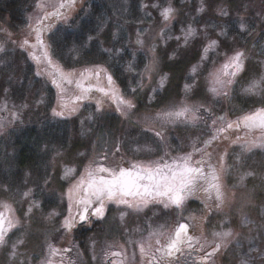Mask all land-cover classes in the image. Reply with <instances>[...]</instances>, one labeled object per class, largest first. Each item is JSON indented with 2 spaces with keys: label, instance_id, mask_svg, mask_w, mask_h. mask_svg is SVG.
Listing matches in <instances>:
<instances>
[{
  "label": "rangeland",
  "instance_id": "obj_1",
  "mask_svg": "<svg viewBox=\"0 0 264 264\" xmlns=\"http://www.w3.org/2000/svg\"><path fill=\"white\" fill-rule=\"evenodd\" d=\"M88 1L110 4L116 11L104 14L97 33L82 44L90 51L97 41L106 55L92 62L94 56L81 55V43H76L64 52H51L60 60L58 56L73 51L71 65L51 61L50 71L44 58L33 60L29 51L36 22L48 14V31L63 32ZM133 2L30 0L18 24L8 12H0V212L18 221L0 246V264H241L249 258L252 264H264V128L242 126V133L236 127L243 116L264 108V0H170L176 12L167 23L160 13L169 0H141L139 10ZM59 8L55 18L52 12ZM113 17L116 23L106 29ZM189 26L197 35L186 44ZM222 28L227 32L221 37ZM213 39L219 46L202 60L203 48ZM236 51L244 52L243 70L229 85L223 65ZM114 71L120 73L118 80ZM59 72L68 78L61 79ZM218 72L225 82L224 87L216 85L219 95L209 91L212 74ZM163 76L167 79L161 87ZM83 77L93 95L78 93L83 98L72 103L64 99L62 82ZM253 81H260L257 90L245 92ZM186 84L192 85L190 90ZM121 98L134 107L129 109ZM183 107L195 113V120L158 118ZM21 148L36 151L37 170H19ZM189 153L193 162L204 161L205 171L209 165L217 169L224 198L219 211L215 193L209 196L200 182L180 208H165L158 199L134 208L105 199L103 218L92 215L94 201L87 220L80 221L84 205L77 201L86 194L73 191L70 199L69 190L81 178L87 182L89 168L171 163ZM68 168L73 172L65 176ZM29 189L32 195L25 198ZM33 202L39 207L28 213ZM70 215L75 226L66 230L62 224ZM181 223L189 225L187 235L193 239H185L182 252L172 257L158 252ZM229 230L232 235L223 242L213 235ZM216 244H221L219 250L206 258Z\"/></svg>",
  "mask_w": 264,
  "mask_h": 264
},
{
  "label": "snow or ice",
  "instance_id": "obj_2",
  "mask_svg": "<svg viewBox=\"0 0 264 264\" xmlns=\"http://www.w3.org/2000/svg\"><path fill=\"white\" fill-rule=\"evenodd\" d=\"M70 3H74V0H70ZM61 7H64V5L62 4ZM198 11H204L203 4L198 9ZM175 12L176 10L171 6L169 0V6L164 7L160 14L163 18V21L167 23L173 18ZM57 15H59V13H57ZM222 15L227 16V13L222 12ZM239 28L241 31L245 30V26L243 24H241ZM226 32L227 30L222 28V30L218 33V36H225ZM196 35L197 29L189 26L187 31L184 33L185 43L187 44L188 39L190 37H195ZM36 39L38 43H43L40 38L39 30L37 31ZM89 39L92 38L90 37ZM27 43L28 41L25 40L24 45H26ZM136 43L137 45H142V41L139 38L137 39ZM24 45H21V47H23ZM218 46V40H210L203 48V56L201 57V59H206L208 57L209 51L215 50ZM105 51L111 53L112 50L106 49ZM116 51L121 52L126 51V49ZM132 55L135 56V53H132ZM45 58L48 60L49 64H51V59L50 57H48L47 52H45ZM243 62L244 52L236 51L223 65V75L229 77L226 82L227 84L230 85L233 82L231 78L235 77L239 72L243 70ZM131 67L132 65L130 63L129 69H131ZM196 70L197 66H193L192 72L196 73ZM39 74L40 73L38 72L37 75ZM59 76L61 79L68 78L63 72H59ZM107 79L109 85H111L113 83V78L110 74L107 76ZM166 79V76L161 77V87H163ZM261 80H264V77H261ZM53 83L57 84V86L59 87L56 79H53ZM211 84L212 87L209 89V91H211L213 94L219 95L220 93L216 85H220L221 87L225 86V82L221 79V73L218 72L212 74ZM259 84L260 81H253L250 86L245 89V92L252 93L256 91L259 87ZM184 87L185 90H190L192 85L186 84ZM84 91L87 92L88 89H84ZM100 91H103V89H100ZM133 91H135V89H133ZM224 94L227 95L226 92ZM80 98L82 97H78V99ZM120 102L122 104H125L129 109L134 107L131 101L123 100V98H121ZM53 111L55 115H64L63 112H55V110ZM73 111H75V109H73ZM188 113H191L190 117L187 115ZM158 118L172 121L180 118L195 120L196 117L195 113L192 112L190 108L183 107L178 111L163 113L162 116ZM241 123H243V125L248 128H264V108L257 109L255 112L243 116L239 121L236 122V127L239 128ZM228 127L231 128L233 127V125L229 124ZM155 135L163 139L160 132H156ZM251 146L255 145L252 144ZM203 164V160L193 162L192 154L189 153L187 156L173 158L171 163H161L159 161H154L147 166L140 163H133L130 167H120L118 170L106 168L102 165L95 168H89L87 170V182H85V180L81 178V180L74 186V188L69 190V198L71 199V193L73 191L78 192L80 190H83L85 192L86 195L79 201H77L78 204L84 205L83 211L79 212L78 215L80 221H85L88 218V207L91 206L94 201L96 202L97 206L94 208L92 215L103 218L105 199L114 201L117 204L126 205L128 208L139 207V204L147 206L149 202L158 199L162 203H164L165 208L169 207L170 205H173L176 208H180L187 197L195 193L197 184L203 182L207 185V187L204 188V191L208 193L209 196H211L213 192L215 193V198L218 201L216 208L219 211L224 204L221 184L219 182L220 177L215 167L209 165L208 170L205 171ZM72 172L73 169H66L65 176L70 175ZM248 175L251 174L249 173ZM244 178V176H241V181H243ZM31 195V189L23 193V196L25 198ZM137 201L138 203H135ZM3 207L11 211V205L4 204ZM38 207L39 204L33 202V204H31L28 208V213H31L34 208ZM69 207L71 209V205ZM49 215L51 217L53 215H56V213H50ZM247 222V217H245L244 223ZM17 224L18 221L14 223L12 220L6 219L4 213L0 212V246H3L5 244V236L11 229L15 228ZM74 226L75 217L71 215L70 217H66L62 224V227L66 230H71V228ZM188 227V224H179L174 234L169 237L168 243L161 248H157V251L166 253V255L169 257L174 256L175 253L182 252V245L185 239L187 241H191L193 239V237L187 235ZM213 235L219 237L223 242L226 238L231 236L232 233L229 230L216 232ZM159 243L160 242L157 241V244ZM13 247L15 248V245H13ZM189 247H191L190 243ZM220 247L221 244H216L212 253L205 254L206 258L211 257L217 250H219ZM52 251L55 252L56 250L53 249ZM141 252H144L143 246H141ZM241 264H252V259H242Z\"/></svg>",
  "mask_w": 264,
  "mask_h": 264
},
{
  "label": "trees",
  "instance_id": "obj_3",
  "mask_svg": "<svg viewBox=\"0 0 264 264\" xmlns=\"http://www.w3.org/2000/svg\"><path fill=\"white\" fill-rule=\"evenodd\" d=\"M30 0H0V7H1V11L2 10L4 12H8V14L10 15V19L13 22L18 23H22V15H23V11L26 10V6L27 3ZM70 1V0H69ZM141 2V0H134V8L137 10H139V8H137V6L139 5V3ZM112 6L110 4L107 3H89L86 2V5H84L82 7V9L80 10V12L77 14V17H74L73 20H71L69 23H67L65 31L63 32H49L48 31V27L50 25V21H48L49 15L46 14V16L42 17L39 21L36 22L34 29H35V36H34V45L32 48H30V54L31 56H35V58L38 59H43L44 61L43 64L46 65L44 68L50 71H54V64H52V62H56L58 63L59 66H61V61L65 62V64L67 65H71L72 62L74 61L72 59V57L75 55L72 51V53L70 52L68 55H62V57L58 56L60 58V60L56 59L54 60L51 52L53 53V51L55 52L56 50H60L62 52L65 51V49H69L68 46L70 44H76V43H81V47H82V51H81V55H85V56H94L92 57V62L95 59L104 57V55H106L101 49V45L98 44V42H93L92 43V50H88L89 47H87L86 45H84V47L82 46V44L85 42L86 44V40H88V38L92 35H95L97 33V28L98 26H100V23L103 19V16H114L117 15L115 10H112ZM60 11L61 8L54 10L52 13V15H56V17H58L57 13H59L60 15ZM2 12V13H4ZM51 13V12H50ZM105 14V15H104ZM53 16V17H54ZM61 17V16H60ZM116 19L117 18H112V20H115V22L110 21V23L107 25L106 29L109 27V25L111 26L112 24L116 23ZM57 21V20H56ZM119 22V21H118ZM53 24V23H51ZM51 27V25H50ZM39 30L40 32V38L41 41L43 42L38 43L36 36H37V31ZM106 37H108L107 35H105ZM95 40V39H94ZM48 48V49H47ZM45 52L48 53V57H50L51 59V64L48 63V60L45 58ZM28 54V55H30ZM57 55V54H56ZM55 55V56H56ZM96 55V56H95ZM68 56V57H67ZM76 56V55H75ZM29 57V56H28ZM52 57V58H51ZM78 57V56H77ZM84 57V56H83ZM32 59L34 60V57H32ZM96 61V60H95ZM74 63V62H73ZM49 64V65H48ZM114 75L113 77L116 78V76L118 78H120V73L117 74L116 71H114ZM118 78H116L118 80ZM85 80V81H84ZM87 80L83 77L82 81L81 78L80 80L74 81V82H70L69 84L67 82H62V89L61 91L64 92L63 95L68 96L70 95V91L68 90L67 87H71L72 84H76V83H81V89L82 86H84V89L89 88L88 90V95H93L92 89L93 86H90L89 84H87L86 82ZM121 82V81H120ZM124 82V81H122ZM121 82V83H122ZM67 85V87H66ZM125 85V84H123ZM100 90V89H98ZM94 91V90H93ZM95 92V91H94ZM86 95V93H85ZM74 100L68 99V101L72 102H76L77 99H75L74 97H71ZM27 148H21L18 152V157H17V166L19 167V170H21V172L24 170V168H28L30 167V169L32 170H37V165H38V159H37V155L35 154L36 151L32 150V151H27ZM36 168V169H35Z\"/></svg>",
  "mask_w": 264,
  "mask_h": 264
},
{
  "label": "flooded vegetation",
  "instance_id": "obj_4",
  "mask_svg": "<svg viewBox=\"0 0 264 264\" xmlns=\"http://www.w3.org/2000/svg\"><path fill=\"white\" fill-rule=\"evenodd\" d=\"M81 84V83H80ZM79 83H76V84H72L71 85V87H67V85H66V87H67V89L68 90H71L70 91V95H68V96H65V98L64 99H71V100H74V99H72L71 97H74L75 99H77L78 98V96H82V95H84L85 96V91H84V86H82V89H81V85H80ZM86 89H88L89 90V88H86ZM81 92H82V95H78V93H80L81 94ZM88 93V91L86 92V94ZM83 98V97H82ZM242 126L244 127V125H243V123H241V125H240V127L238 128V129H240L241 131H242V133H246V129H243L242 128ZM203 167H205L204 165H203ZM205 169V168H204ZM198 185V184H197ZM197 187V186H196ZM200 190H203V189H200ZM202 192V191H201ZM209 195V194H208Z\"/></svg>",
  "mask_w": 264,
  "mask_h": 264
}]
</instances>
